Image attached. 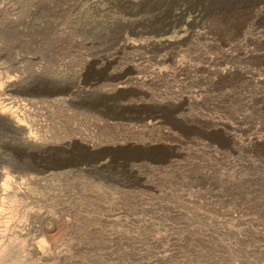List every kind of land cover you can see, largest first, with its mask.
Returning a JSON list of instances; mask_svg holds the SVG:
<instances>
[{"label": "rangeland", "instance_id": "1", "mask_svg": "<svg viewBox=\"0 0 264 264\" xmlns=\"http://www.w3.org/2000/svg\"><path fill=\"white\" fill-rule=\"evenodd\" d=\"M0 8V83L30 61L36 106L31 151L0 125L17 264H264V0Z\"/></svg>", "mask_w": 264, "mask_h": 264}, {"label": "bare ground", "instance_id": "2", "mask_svg": "<svg viewBox=\"0 0 264 264\" xmlns=\"http://www.w3.org/2000/svg\"><path fill=\"white\" fill-rule=\"evenodd\" d=\"M240 12H242V10L239 11L238 14L234 13L233 11L231 12L229 10V14L227 16L224 15L226 12L224 14L222 13L221 15H224V16H222V18L220 19L217 18L218 24L220 21V23L223 22L225 24V27L226 26L228 27L229 25L233 24V21H234V19L232 20L230 16L234 14L233 16L234 18L236 15L239 16L241 14ZM227 13H228V10H227ZM0 15H5L4 9L2 8H0ZM11 24L16 26L17 29L15 32L18 33V36L19 34L21 35V28L18 25H15L17 23H15V21H12ZM22 33L24 34V32ZM18 36L14 35L13 39L18 40L19 42ZM17 46L18 47L16 48L18 50L23 49V46L20 45V43ZM31 77H32V65H31V62L29 61V64L24 72L20 71L15 65H13L11 69L8 71L7 75L2 77L1 79L2 82L0 83V91L1 89L10 88V90L13 93L20 92L21 94H24L25 96V98L23 99L24 102H21L22 99L20 98L21 100L19 99L13 100L12 102H8L4 104V102L1 99L2 94L0 93V125H2L3 128H5L6 130L9 129V126H13V128H15L16 130V128H19L23 125L22 126V128H24L23 131L26 132L27 134L26 136H24L25 138L23 140L24 147L25 149H27V151H31L30 147L32 146V143L35 142L34 139L32 138L33 136L32 135L33 134L32 125L33 124H31L32 123L31 118L34 115L36 106L31 98V95H32L31 92L33 88ZM6 106H8V109L11 113V116L9 118L3 117V114H2L3 113L2 110H4ZM0 176L4 177V180H3L4 182H0V264H3L1 258L3 257L2 253L6 249L5 248L6 240L8 242V250H6L8 251V254H7L8 264H17L18 259H17V251H16V246H15L16 239H17V230H16L15 220L13 218L14 210H12L11 208L14 207L13 204L17 197V192H16L17 186L16 185H17V180L19 179V175H15L12 171L5 170L4 168L0 167ZM31 178L32 176L26 177L27 180L25 179V181L29 182ZM6 201L12 202V204L8 208L10 209L8 213H6L7 212L6 210L7 208L5 205Z\"/></svg>", "mask_w": 264, "mask_h": 264}]
</instances>
